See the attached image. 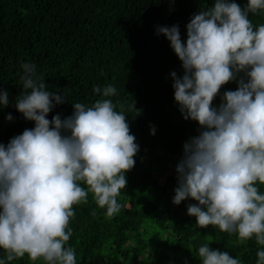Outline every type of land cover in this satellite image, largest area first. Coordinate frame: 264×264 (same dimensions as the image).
Segmentation results:
<instances>
[{
    "label": "clouds",
    "instance_id": "9594fccd",
    "mask_svg": "<svg viewBox=\"0 0 264 264\" xmlns=\"http://www.w3.org/2000/svg\"><path fill=\"white\" fill-rule=\"evenodd\" d=\"M250 12L264 14V0H247L243 8L236 0H214L192 15L186 40L178 24L158 26L157 33L182 61V77L171 73L179 111L200 125L176 165L173 203L198 201L187 213L200 228L217 226L241 244L254 237L261 245L255 264H264V23L254 25ZM21 68L23 91L15 108L34 127L0 143V264L25 255L44 264H78L67 244L73 205L91 193L105 215L117 214L139 145L127 114L110 98L117 93L114 84L94 86L104 98L72 102L71 115L57 113L49 120L46 114L65 94L47 88L35 63L23 62ZM234 79L238 87L225 90L221 103L213 105L221 86ZM8 104L7 89H0V106ZM196 252L201 264H243L208 242Z\"/></svg>",
    "mask_w": 264,
    "mask_h": 264
},
{
    "label": "trees",
    "instance_id": "16d2710c",
    "mask_svg": "<svg viewBox=\"0 0 264 264\" xmlns=\"http://www.w3.org/2000/svg\"><path fill=\"white\" fill-rule=\"evenodd\" d=\"M214 0H0V89H7L9 104L0 106V143L34 127L15 108L23 91V62L35 63L50 91L65 94L47 118L71 115L72 102L94 103L104 98L94 86L114 84L117 110L127 115L139 150L134 166L126 171L127 184L118 197L122 204L114 216L105 215L88 194L73 205L75 216L67 242L76 251L78 264H201L196 249L211 248L255 264L261 245L255 238L237 243L235 234L209 225L200 228L187 213L185 198L173 203L177 186L176 165L184 143L198 135L197 121L184 119L174 98L173 77H182V61L158 26L178 24L186 40V24L194 13ZM243 8L247 0H236ZM254 25L264 14L249 13ZM244 75H237V79ZM237 79L221 86L213 105L225 90H235ZM119 105H123L120 109ZM8 113L12 120L6 119ZM155 126V134L150 127ZM264 191V185L260 186ZM199 233V235H197ZM196 236V239H192ZM3 250L0 249V256ZM8 264H44L27 255Z\"/></svg>",
    "mask_w": 264,
    "mask_h": 264
}]
</instances>
